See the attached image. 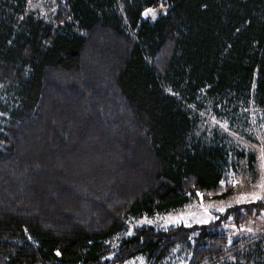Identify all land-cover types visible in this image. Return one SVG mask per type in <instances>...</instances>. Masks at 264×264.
<instances>
[{
	"label": "trees",
	"instance_id": "trees-1",
	"mask_svg": "<svg viewBox=\"0 0 264 264\" xmlns=\"http://www.w3.org/2000/svg\"><path fill=\"white\" fill-rule=\"evenodd\" d=\"M30 1L0 0V264H264L263 199L137 225L255 174L264 0Z\"/></svg>",
	"mask_w": 264,
	"mask_h": 264
},
{
	"label": "rangeland",
	"instance_id": "rangeland-1",
	"mask_svg": "<svg viewBox=\"0 0 264 264\" xmlns=\"http://www.w3.org/2000/svg\"><path fill=\"white\" fill-rule=\"evenodd\" d=\"M55 0H31L29 8L38 11L48 20L52 18ZM164 9H161L163 11ZM150 16H155L158 11L148 10ZM253 116L256 114L253 112ZM256 122V123H255ZM253 128L245 134L238 133L234 138L247 149L256 153L255 174L251 175L245 169L235 173L232 181L236 184L234 192L225 198L203 199L188 205L185 208L170 213L163 217L143 218L138 224L153 223L157 226H166L168 224L193 225L196 223H208L217 217L216 213H222L226 208L246 201L255 199L264 200V123L257 122L255 119ZM156 219V220H155ZM161 220V221H160ZM236 233L251 236L259 234L264 235V212L254 213L247 216L244 227L236 228ZM125 264H145L143 257H138L128 261Z\"/></svg>",
	"mask_w": 264,
	"mask_h": 264
}]
</instances>
